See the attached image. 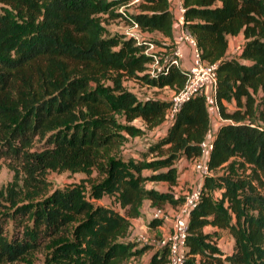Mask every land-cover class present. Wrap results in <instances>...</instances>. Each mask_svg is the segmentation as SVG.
Listing matches in <instances>:
<instances>
[{
    "label": "trees",
    "instance_id": "trees-1",
    "mask_svg": "<svg viewBox=\"0 0 264 264\" xmlns=\"http://www.w3.org/2000/svg\"><path fill=\"white\" fill-rule=\"evenodd\" d=\"M181 3L200 58L217 65L213 97L223 119L209 151L212 173L189 215L185 264H264V0ZM130 4L133 12L119 9ZM117 18L131 32L108 34L105 24ZM173 20L167 0H0V159L22 173L16 197L41 193L50 170L91 167L100 177L88 198L73 185L16 207L34 226L8 237L0 223V262L25 260L50 241L62 257L85 252V264H125L152 249L127 237L130 220L144 200L160 208L181 203L173 191L176 162L200 154L210 124L204 94L170 116L168 99L140 98L122 85L130 78L156 89L185 86L187 70L172 63L154 69L155 60L162 62L151 50L156 42L135 35L171 39ZM238 34L243 42L229 52L228 39ZM161 44L167 53L172 48ZM164 126L140 156L119 154L129 138ZM234 159L250 167L244 189L242 179L218 173ZM158 182L166 189L146 185ZM104 194L116 196L123 211L91 201ZM205 226L214 231L204 232ZM218 230L229 233L230 252L216 245ZM166 263L162 248L144 264Z\"/></svg>",
    "mask_w": 264,
    "mask_h": 264
},
{
    "label": "rangeland",
    "instance_id": "rangeland-1",
    "mask_svg": "<svg viewBox=\"0 0 264 264\" xmlns=\"http://www.w3.org/2000/svg\"><path fill=\"white\" fill-rule=\"evenodd\" d=\"M119 9L125 10L126 12H133L135 10L134 4L128 6H122ZM106 32L108 34L121 33V32H131L129 25H126L123 20L117 18L114 20L107 21L105 24ZM136 37L140 39H151L156 42V45L151 46V50L158 53L159 55H166L167 52L163 49L161 42L156 38L147 36L145 33H135ZM154 42V43H155ZM243 42L242 34L239 36H230L228 39V51L236 52L240 45ZM105 85H111L110 80L104 82ZM122 85L125 89H129L135 93L137 97L144 98L146 96H162L168 99L172 92L170 93V88L164 87L161 89L151 88L145 85H141L130 78H123ZM230 109H234V104L232 101L227 102ZM209 108L211 104L208 103ZM122 119V118H120ZM136 125L142 126V122L139 118L134 120ZM163 128V127H162ZM161 129L146 130L145 133L141 136H135L129 138L128 141L124 144L120 153L121 156L126 159L128 157H138L141 152L146 151L149 143H152L154 138L161 133ZM162 134V133H161ZM220 175L233 178V179H242L243 180V189L246 188V181L248 180V173H250V167L242 163L239 159H234L224 166L223 170H219ZM100 177L98 176L96 170L91 167H85L80 169H55L50 170L46 175V185L43 191L37 194L34 191L24 192V194L16 197L18 191L22 184V173L20 170H17L13 165L6 159H0V223L4 225L7 236H12L13 233L16 235H21L25 230H30L34 226L31 218H24L18 216V212H15V208L22 204H33L37 200H40L44 195L50 194L54 190H65L73 185L79 186L83 191L86 198L89 197L92 186L98 182ZM181 185V188L177 191V194L182 196V194L192 187H198L196 182H187ZM147 183L146 185H150ZM158 184V183H157ZM154 183V185H157ZM163 186L157 185L158 187H163L166 189V185ZM196 185V186H195ZM12 189V193H9V190ZM15 192V193H14ZM264 193V192H263ZM221 194V189L217 188L213 191L214 199H218ZM180 196V197H181ZM95 204L105 205L111 207L119 212H122L116 196L114 195H103L100 199H92ZM166 207H164L165 209ZM169 210V209H166ZM143 236H158L156 234L151 235L150 230L148 229L145 235ZM127 237L134 238L136 243L139 242V237H134L131 234V229L127 233ZM216 243L225 249H228L232 244V239L229 233L225 230L216 231L214 236ZM56 244H53L52 241L45 242L43 246L32 252L30 255L26 256L25 260H15L8 261L2 260L0 264H85V252L80 251L82 254L69 255V257H62L57 252ZM149 257V251H145L141 256L134 257L129 259L125 264H144Z\"/></svg>",
    "mask_w": 264,
    "mask_h": 264
},
{
    "label": "built area",
    "instance_id": "built-area-1",
    "mask_svg": "<svg viewBox=\"0 0 264 264\" xmlns=\"http://www.w3.org/2000/svg\"><path fill=\"white\" fill-rule=\"evenodd\" d=\"M167 1L171 8L176 9L173 23L176 24L177 27L174 31V40L171 50L166 55H161V63L155 60L152 66L157 71L161 70L167 63L182 66L185 53L181 45H185L189 49L188 64L183 66L188 73L185 86L178 91H172L171 96L168 98L170 101L168 112L171 116L189 97L195 94L205 95V93L214 90L216 81L215 69L217 65L216 63H206L200 58L196 40L185 28L183 23L184 8L181 0ZM138 39L140 40V38ZM168 122H170V120H168ZM168 122H166V124H168ZM258 124L262 123L259 121ZM163 128H165V126ZM212 137L213 136H210L208 133L207 137L200 142V154L194 159V167L203 178L205 175H210L212 173L207 166L209 151L212 149ZM201 188L202 186L192 187L185 191L181 196V203L173 210L153 207L150 211L152 220L158 222L167 221L169 224L162 234L158 236L141 235L139 237V242L149 245L153 250L166 248V264H185L187 258L186 236L188 219L190 212L196 207L200 199Z\"/></svg>",
    "mask_w": 264,
    "mask_h": 264
},
{
    "label": "crops",
    "instance_id": "crops-1",
    "mask_svg": "<svg viewBox=\"0 0 264 264\" xmlns=\"http://www.w3.org/2000/svg\"><path fill=\"white\" fill-rule=\"evenodd\" d=\"M170 9H171L172 17L174 19L176 9H173L171 7H170ZM176 27H177L176 24L173 23V34H172L173 36L171 39L168 37H164L163 35H161L160 33H157V32H153V33L143 32V33L147 34V36L156 38L159 42H161L163 44H173L174 31H175ZM239 35L240 34H238L236 36H239ZM181 48L183 49V52L185 53V56H184L185 59L182 63V66H186L188 64V59H189V49L185 45H181ZM172 91L173 90L170 89V93ZM205 96H206V102H207V109H208V112L210 114L209 135L213 136L216 133V130H217L218 126L220 125V123L223 122V119L220 117V115L217 111V108L215 106L213 91L205 93ZM157 97L161 98V99H166L162 96H157ZM208 103H210L211 106L212 105L213 106L211 108H209ZM225 105H226L228 111L233 110V109H230L227 102H225ZM164 132H165V128H163L161 130V133H164ZM176 171H177V184L173 187V191H174L175 196H179L177 194V191L179 190V188H181V185L183 183L188 184L187 182L190 183V182H196L197 181V186H202L203 177H201L199 172L195 169L194 160H189V159H185V158L181 157L176 162ZM161 184L166 185V183H164V182H158L157 185L163 186ZM150 185L154 186L157 189L163 188V187H158L157 185H154V183H151ZM139 209H140L139 216L132 218L130 220L131 225L129 227V231L131 229V234H133L134 237L145 235V233L147 232L148 229L150 230L151 235H154V234L160 235L165 231V229L167 228V226L169 224L167 221H164V222H158L157 221L158 224H156L155 226H150L149 223L152 221V219L150 217V211L153 209V207L151 206V203L149 200H144ZM165 209L173 210L174 207L168 206ZM203 230H204V232L211 233L214 231V228H212L211 226H205ZM129 238H131V237H129ZM131 239L135 240L134 238H131ZM216 245L218 246V244H216ZM219 248H221V247H219ZM231 248H232V244L229 246L228 249H225V248H221V249L224 252H230ZM147 251H149V257H150L151 253L153 252V249H148ZM149 257H148V259H149Z\"/></svg>",
    "mask_w": 264,
    "mask_h": 264
}]
</instances>
